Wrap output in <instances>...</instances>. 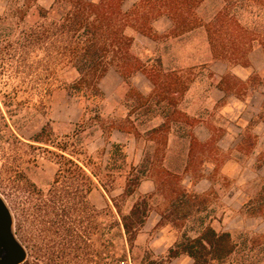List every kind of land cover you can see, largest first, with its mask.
Instances as JSON below:
<instances>
[{"label":"trees","instance_id":"obj_1","mask_svg":"<svg viewBox=\"0 0 264 264\" xmlns=\"http://www.w3.org/2000/svg\"><path fill=\"white\" fill-rule=\"evenodd\" d=\"M2 1L6 7L0 14V83L14 81L15 97L20 92L28 97L37 96L38 104L34 106L45 108L48 97L57 88L52 86L57 70H73L75 78L65 82L64 87L77 99L80 108L75 135L87 127L99 128L107 134L109 144L106 173L100 175L101 168L92 158H88L92 169L86 170L66 152L76 138L71 142H56L54 146L49 127L42 126L33 134L31 141L45 146L43 149L52 153L57 165L46 189L30 183V197L22 208L32 234L40 240V245L34 243V246L37 255L45 259L43 264H80L81 258L95 264H135L136 237L152 210L158 212L157 224L171 225L180 236L162 261L144 253L142 264H168L182 255L190 258V264L263 263L264 232L216 230L212 226L215 210L210 204L214 188L198 193L182 184L186 175L192 182L203 177L200 167L208 159L216 161L209 176L214 181L220 161V152L212 141L201 142L193 133L200 119L178 107L194 80V67L168 69L159 55L141 58L135 54L133 43L136 35L157 42L202 27L212 59L227 66L246 67L254 45L261 48L264 56V17L256 14L258 21L243 17L245 13H253V7L264 9V0H220V7L205 20L197 12L204 0H137L129 9L123 7L125 0H53L48 8L40 6L37 0ZM162 17L170 21L171 27L160 33L153 24ZM111 69L129 87L125 96L131 104L128 114L120 119L103 118L100 113L104 93L99 83ZM136 73L152 85L148 94L130 84ZM258 85H264V76L259 73L244 82L228 70L216 86L224 93L240 95ZM3 97L11 100L8 94ZM155 120L159 121L153 124ZM256 120L264 122V98ZM249 130L247 125L236 147V151H243L244 157L250 155L257 141V136ZM113 131L152 143V154L148 157L144 153L137 165L128 164L124 144L108 140ZM172 131L187 143L183 165L176 170L162 164ZM48 146L57 151L48 150ZM263 155L259 154L256 167L263 165ZM149 176L153 178L154 188L142 194L140 183ZM116 178H123L120 201L135 196L127 212H122L117 198H110L119 217L117 223L125 246L119 251L113 241L107 240L96 249L93 237L99 228L101 212L88 196L96 185L95 180L108 194L114 189ZM261 181L256 196L242 206L248 217L264 215V175Z\"/></svg>","mask_w":264,"mask_h":264},{"label":"rangeland","instance_id":"obj_2","mask_svg":"<svg viewBox=\"0 0 264 264\" xmlns=\"http://www.w3.org/2000/svg\"><path fill=\"white\" fill-rule=\"evenodd\" d=\"M22 1L20 0V2ZM52 1L37 0V3L44 8H48ZM136 1L125 0L123 4L124 9H129ZM220 5V0H204L197 12L205 20ZM5 7V2H0V14L4 12ZM253 11V13H245L243 18L245 20L258 21L256 14H259L261 18L264 17V9L261 10L256 6L253 7ZM153 25L160 33L166 32L171 27L170 21L165 17L158 19ZM133 51L141 58L159 55L162 58L164 66L168 69L182 68L185 70L189 67H194L192 71L194 80L191 82V84L194 83L193 92L203 100H205L208 91L213 86V82L211 81L212 72L208 68L207 62L212 59V56L202 27L180 35L177 38L170 37L157 42L142 35H136ZM248 58L250 64L246 67L253 68L250 76L255 73L264 76V69L259 72L254 70V68H260L264 65V56L257 44L254 45L248 54ZM231 66H234V64H230L227 67ZM75 76L76 73L73 70H57L56 76L52 80V86L57 88L51 92L45 108L43 106H34V103L38 104L39 98L37 96L28 97L24 92H20L15 97L12 93L13 87L16 84L14 81H9L7 84L0 83V197L10 211L12 231L26 251V258L21 264H43L45 261L44 258L37 255V248L34 246V243H38L39 246L40 240L32 234L28 223L23 217L22 208L24 201H26L27 197H30L28 194L30 183L32 182L37 187L46 189L57 169L56 160L52 153L46 152L43 149L45 146L31 141L33 134L38 132L42 126L49 127L52 131L51 140L54 142V146H56V142H63L65 140L71 142L72 140L75 141L76 138V142L71 143L74 146L69 144L66 152L71 154L86 170L92 169L93 165L88 162V158H92L93 162L101 168L100 175L106 173L105 165L107 150L109 148L106 139L107 134L103 133L99 128L87 127L84 131L79 132L77 136L75 135L78 129L80 108L77 99L64 87L65 82H71ZM130 84L143 94H148L152 88L150 82L140 73H136L130 78ZM99 86L104 93V100L100 105L101 116L108 119L125 117L131 104L130 100L125 96L129 88L128 85L111 69L100 80ZM256 87L251 86L245 93L242 92L240 95H236L235 93L225 94H233L237 98L243 99L247 96L249 89ZM260 91L264 92L263 88ZM3 94L10 95L11 100L4 98ZM225 101L226 96L216 103V106L223 104ZM40 112L44 113L41 114ZM158 121L155 120L153 124ZM4 124L8 126V129L13 131L17 138L5 128ZM108 140L124 144L128 164L133 163L137 165L142 160L144 153H147L149 157L154 148V145L150 142L135 139L132 135L118 131H113ZM211 141L214 145L213 140ZM28 144L35 146L33 148ZM186 144L185 139H181L175 131H172L168 136L162 164L173 170L182 166L185 158ZM48 150L57 151L52 146H48ZM218 158L220 160V168L217 175L213 178L214 181H222L226 186L236 178L241 169L240 166L244 163V156L236 151H230L227 153L221 152ZM206 165L202 164L200 168L203 169ZM222 176L223 180H220ZM152 179L149 176L140 183V193L145 194L153 190L154 184ZM95 183V187L88 196L92 205L101 212L98 217L99 228L93 237L94 246L96 249H99L107 240H111L116 244L117 249L121 251L125 246V242L122 236V229L117 223L119 222V217L110 198H117V202L120 201L119 196L122 193L123 178H116L114 189L108 194L101 189L96 180ZM188 183L189 178L184 176L182 180L183 186ZM261 186V179L256 178L245 186V190L254 198ZM214 190L215 195L210 196V204L215 210L214 215L216 216V219L212 220V226L216 230H221L222 227L237 225L236 220L230 223V225H228V221L223 224L224 220H227V217L232 212L228 213L227 206L220 202L221 187H216ZM134 200L135 196L121 200L120 207L122 212H127ZM158 221V212L152 210L136 237L133 263L142 264L141 256L144 253H150L153 255V258L162 261L167 255L168 248L178 240L180 232L176 228L169 224L159 225L157 224ZM236 231L238 230L232 232ZM247 233L253 232L247 231ZM190 263L191 260L187 256L182 255L172 259L168 264ZM80 264L95 263H88L81 258Z\"/></svg>","mask_w":264,"mask_h":264},{"label":"crops","instance_id":"obj_3","mask_svg":"<svg viewBox=\"0 0 264 264\" xmlns=\"http://www.w3.org/2000/svg\"><path fill=\"white\" fill-rule=\"evenodd\" d=\"M207 62L208 68L212 72L211 81L213 86L208 91L205 100L193 92L194 83H192L178 104L179 109L186 114L200 119V122L193 128L194 135L201 142L213 140L215 147L220 153L236 151V147L241 142L247 125L250 126V133L257 136V141L250 155L244 157V163L240 166L241 169L236 178L230 181L228 185L225 186L219 180L210 181L209 176L214 172L213 169L216 163L213 159H208L203 163V165L207 164L201 169L203 177L192 182L190 176L186 175L189 178V183L184 185L198 193H205L211 187L214 189L221 187L220 202L227 206L228 213L232 212L227 217V220H224L223 224L228 221V225H230L233 221H237V225L222 227L221 230L264 232V215L248 217L241 211L244 203L252 198L246 192L245 186L256 178L261 179L264 175V163L261 167H256L259 154L264 153V122L256 120L264 98V92L260 91V89L263 88L264 91V85L249 89L247 96L243 99L237 98L233 94L226 95L216 86L221 76L229 70L238 79L245 82L253 68L240 65L227 67L226 64L212 59ZM263 69L264 65L260 68H254L258 72ZM224 96H226V101L216 106V103ZM236 152L243 154L242 150ZM219 168H217V172ZM220 180H223V176Z\"/></svg>","mask_w":264,"mask_h":264},{"label":"water","instance_id":"obj_4","mask_svg":"<svg viewBox=\"0 0 264 264\" xmlns=\"http://www.w3.org/2000/svg\"><path fill=\"white\" fill-rule=\"evenodd\" d=\"M26 251L12 231V217L0 197V264H21Z\"/></svg>","mask_w":264,"mask_h":264}]
</instances>
